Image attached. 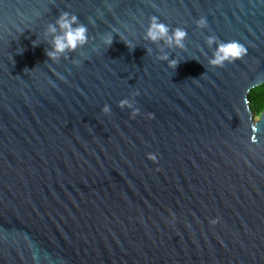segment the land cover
Here are the masks:
<instances>
[{"label":"water","instance_id":"water-1","mask_svg":"<svg viewBox=\"0 0 264 264\" xmlns=\"http://www.w3.org/2000/svg\"><path fill=\"white\" fill-rule=\"evenodd\" d=\"M263 85L264 0H0V264H264Z\"/></svg>","mask_w":264,"mask_h":264},{"label":"clouds","instance_id":"clouds-1","mask_svg":"<svg viewBox=\"0 0 264 264\" xmlns=\"http://www.w3.org/2000/svg\"><path fill=\"white\" fill-rule=\"evenodd\" d=\"M198 28L205 27V20L200 18L199 20L195 21ZM75 25V26H73ZM87 28L79 24L77 22V17L75 15H71L67 12H62L56 19L54 23H49L46 28L45 34H51L52 39V46L46 52V55L49 58H58L59 54L64 53L67 51L75 50L78 46H83L88 37L86 35ZM146 38L155 42L156 40H163L169 46L175 44L179 48H183V39L186 36V32L183 28H175L172 29L171 32L165 24L162 22H158L156 17H152L149 26L146 30ZM112 37L111 35L108 36L106 43H111ZM214 42V37H208V43L211 44ZM245 49L239 45L237 42H229V43H220L218 45V51L214 53V57L209 61L211 65H221V62L224 59L229 61L235 60L240 58L244 53ZM160 59L167 60L168 57L162 56ZM169 66L175 67L177 64L176 59L168 60ZM120 106H126L132 108V105L129 104L127 100L119 101ZM103 111H108V106L105 105ZM138 112V109L133 108L131 111V115L135 116ZM257 119L260 118L259 112L256 116ZM146 158L152 160L153 162L156 161V155L154 153H147ZM215 221H213L214 223Z\"/></svg>","mask_w":264,"mask_h":264},{"label":"trees","instance_id":"trees-1","mask_svg":"<svg viewBox=\"0 0 264 264\" xmlns=\"http://www.w3.org/2000/svg\"><path fill=\"white\" fill-rule=\"evenodd\" d=\"M249 101L251 108L256 115L258 112L260 114L264 111V85L253 90L250 94Z\"/></svg>","mask_w":264,"mask_h":264},{"label":"rangeland","instance_id":"rangeland-1","mask_svg":"<svg viewBox=\"0 0 264 264\" xmlns=\"http://www.w3.org/2000/svg\"><path fill=\"white\" fill-rule=\"evenodd\" d=\"M257 119V118H256Z\"/></svg>","mask_w":264,"mask_h":264}]
</instances>
